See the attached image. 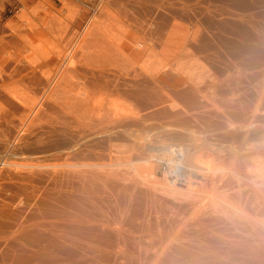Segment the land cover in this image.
Segmentation results:
<instances>
[{"label":"rangeland","instance_id":"obj_1","mask_svg":"<svg viewBox=\"0 0 264 264\" xmlns=\"http://www.w3.org/2000/svg\"><path fill=\"white\" fill-rule=\"evenodd\" d=\"M0 264H264V0H0Z\"/></svg>","mask_w":264,"mask_h":264},{"label":"bare ground","instance_id":"obj_2","mask_svg":"<svg viewBox=\"0 0 264 264\" xmlns=\"http://www.w3.org/2000/svg\"><path fill=\"white\" fill-rule=\"evenodd\" d=\"M31 107V106H30ZM3 148V147H2ZM6 149V148H5ZM6 151V150H5ZM173 151V150H172ZM174 154V153H173ZM165 155H167L168 157H173V155H171V153L169 152L168 153V151H167V153L165 154ZM176 155V154H175ZM167 163L166 164H168L169 166H171L172 168H171V170H172V174H174V175H176L178 172H179V167L177 166V165H174V160H172V161H166ZM166 164H165V166H166ZM175 171V172H174ZM177 178H179V177H177ZM180 182V181H179Z\"/></svg>","mask_w":264,"mask_h":264},{"label":"built area","instance_id":"obj_3","mask_svg":"<svg viewBox=\"0 0 264 264\" xmlns=\"http://www.w3.org/2000/svg\"><path fill=\"white\" fill-rule=\"evenodd\" d=\"M163 169L166 170V171L170 174V177H171L172 179H177V176L171 173L172 170H171V167H170V166L167 165V166H165Z\"/></svg>","mask_w":264,"mask_h":264}]
</instances>
